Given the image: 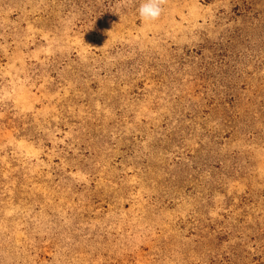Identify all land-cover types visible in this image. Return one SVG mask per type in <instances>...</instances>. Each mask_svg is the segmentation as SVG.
<instances>
[{"label": "rangeland", "instance_id": "rangeland-1", "mask_svg": "<svg viewBox=\"0 0 264 264\" xmlns=\"http://www.w3.org/2000/svg\"><path fill=\"white\" fill-rule=\"evenodd\" d=\"M0 0V264H264V0Z\"/></svg>", "mask_w": 264, "mask_h": 264}, {"label": "clouds", "instance_id": "clouds-1", "mask_svg": "<svg viewBox=\"0 0 264 264\" xmlns=\"http://www.w3.org/2000/svg\"><path fill=\"white\" fill-rule=\"evenodd\" d=\"M166 3L167 0H142L137 9L140 20L144 23H153L159 20Z\"/></svg>", "mask_w": 264, "mask_h": 264}]
</instances>
